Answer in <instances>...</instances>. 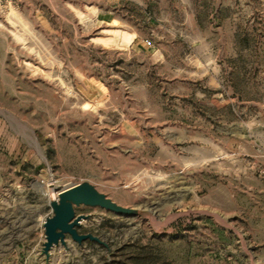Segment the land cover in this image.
<instances>
[{
    "label": "rangeland",
    "instance_id": "obj_1",
    "mask_svg": "<svg viewBox=\"0 0 264 264\" xmlns=\"http://www.w3.org/2000/svg\"><path fill=\"white\" fill-rule=\"evenodd\" d=\"M0 264H264V0H0Z\"/></svg>",
    "mask_w": 264,
    "mask_h": 264
},
{
    "label": "water",
    "instance_id": "obj_2",
    "mask_svg": "<svg viewBox=\"0 0 264 264\" xmlns=\"http://www.w3.org/2000/svg\"><path fill=\"white\" fill-rule=\"evenodd\" d=\"M84 205L105 209L117 215H134L135 213L131 208L116 204L88 182L59 190L57 199L49 201L51 215L44 218L45 221L42 224L45 242L41 253L46 258L50 256L49 252L52 247L61 245L64 249H68V236L79 246L85 240L103 244L99 237L90 232H85V234L79 232L81 222L85 221L88 216L77 215L75 209Z\"/></svg>",
    "mask_w": 264,
    "mask_h": 264
},
{
    "label": "bare ground",
    "instance_id": "obj_3",
    "mask_svg": "<svg viewBox=\"0 0 264 264\" xmlns=\"http://www.w3.org/2000/svg\"><path fill=\"white\" fill-rule=\"evenodd\" d=\"M68 184H69V183H68ZM68 184H67V185H65V186H63V187H62V189H66V188L68 187ZM57 186H59V185H57ZM69 186H70V185H69ZM60 189H61V188H60ZM45 193H46V192H45ZM50 200H54V199H52V197H51V199H50ZM50 200H49V201H50Z\"/></svg>",
    "mask_w": 264,
    "mask_h": 264
}]
</instances>
